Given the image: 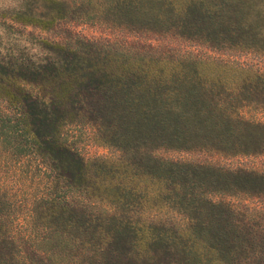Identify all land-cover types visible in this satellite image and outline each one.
Segmentation results:
<instances>
[{"label": "trees", "instance_id": "trees-1", "mask_svg": "<svg viewBox=\"0 0 264 264\" xmlns=\"http://www.w3.org/2000/svg\"><path fill=\"white\" fill-rule=\"evenodd\" d=\"M23 1L11 20L43 31L60 21H93L101 13L112 24L169 27L216 49L264 52V0H82L75 6L65 0ZM36 43L43 53L30 55L17 41L0 42V171L12 185L14 210L11 227L5 228V196H0V264H75L67 253L73 243L56 224L91 230L86 264H102L103 232L113 233L114 245L131 249L126 264H161L141 245L156 248L164 242L181 250L177 264L232 260L233 240L226 247L221 234L204 232L198 217L231 214L232 205L208 196L263 185L264 174L166 160L151 151L254 152L264 143V124L234 110L231 90L240 77L262 78L240 65L128 55L106 41L79 36L69 43ZM75 123L92 125L101 142L120 155L84 160L63 138V130ZM145 183L157 187L142 189ZM166 184L174 187L165 202L172 219L183 214L178 232L169 238L154 224L123 222L118 208L134 196L162 197ZM195 197H201L202 207ZM193 223L192 236L187 231ZM215 245L223 247L222 260L210 258Z\"/></svg>", "mask_w": 264, "mask_h": 264}, {"label": "rangeland", "instance_id": "rangeland-1", "mask_svg": "<svg viewBox=\"0 0 264 264\" xmlns=\"http://www.w3.org/2000/svg\"><path fill=\"white\" fill-rule=\"evenodd\" d=\"M70 5L80 4L82 0H65ZM104 1V0H101ZM23 0H0V42L3 45L19 42L28 48L30 55L43 53L37 40H45L53 43H69L75 36L83 37L91 41H106L120 53L128 55H147L161 58L171 62L176 58H189L198 60H213L233 65L244 66L250 69L251 74H256L262 79L249 82L247 78L240 77V81L231 91L236 100L233 103L234 110L240 115L254 123L264 124V52L240 49L237 47H226L216 49L209 43L198 39H189L179 33L178 30L169 27L149 26V28L131 27L127 25L112 24L98 14L93 21L66 20L58 22L55 27L48 31L40 30L35 26L22 25L11 20L14 12L23 6ZM94 13L96 8H90ZM244 99L246 101L244 102ZM63 138L86 161L96 159H110L118 156L116 151L106 146L99 139L92 125L73 124L63 130ZM153 152L154 156L166 160L182 161L193 165H207L223 170H244L264 174V143L254 148L250 154L233 155L220 150H204L194 148L191 150L158 149ZM1 156V153H0ZM2 163V158L0 157ZM5 174L0 171V196L4 194V205L2 206V221L5 228L11 227L10 219L13 208H11L12 185L2 177ZM244 183V182H243ZM141 188L154 189L157 186L149 183L141 184ZM163 196L156 199H147L134 196L129 204L118 208V215L123 222L154 224L155 230L164 233L170 238L172 232H178V225H183L184 218L181 214L178 219H172L171 209L167 208L165 202L174 194V187L163 185ZM206 189H203L205 191ZM234 195L211 194L208 197L216 202L232 205L234 211L221 216H214L209 212H203L198 220L204 226V232H217L222 235L226 247L232 241L235 249L233 258L226 264H264V184H244L233 190ZM181 193V191L179 192ZM253 193H261L255 195ZM199 194V193H196ZM1 198V197H0ZM196 203L203 206L195 197ZM167 212H163L166 211ZM162 211V212H159ZM170 211V212H169ZM80 214V213H79ZM89 216L88 213H84ZM188 216V215H186ZM190 216V215H189ZM167 218H170L167 219ZM53 223V222H51ZM64 238H68L72 248H67L69 259H74L75 264H86L83 253L92 247L94 240L91 230L82 228H70L67 224H56ZM187 231L194 235V223ZM185 229V226L182 230ZM181 230V229H180ZM229 232L230 234H228ZM101 239H105V255L102 264H126L129 250L124 243L114 245L112 243L113 233L103 232ZM184 239L189 240L188 236ZM159 243L156 248L152 245H141V249L156 257L161 263H178L182 254L176 245L168 242L166 245ZM185 243V242H181ZM110 244V245H109ZM188 245L189 243H185ZM211 243H206L209 247ZM213 260H222L221 245L213 246Z\"/></svg>", "mask_w": 264, "mask_h": 264}]
</instances>
